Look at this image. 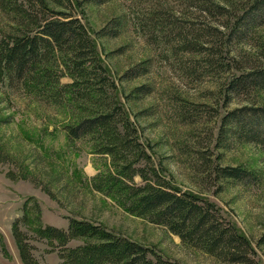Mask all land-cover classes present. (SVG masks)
<instances>
[{
  "label": "rangeland",
  "instance_id": "374dc122",
  "mask_svg": "<svg viewBox=\"0 0 264 264\" xmlns=\"http://www.w3.org/2000/svg\"><path fill=\"white\" fill-rule=\"evenodd\" d=\"M55 1L45 0L85 26L113 80L116 98L153 164L173 185L212 202L249 239L258 264H264V243L256 244L264 231V148L235 134L218 136L220 117L227 110L264 105V90L225 92L231 74L264 65V23L236 36L220 24L225 15L214 18L177 0H70L69 6L64 0V8ZM216 1L234 9L247 0ZM155 7L172 12L176 24L185 29H207L197 34L201 39L197 51L180 50L171 34L169 41L157 30L147 34L141 13ZM9 23L0 12V30L8 29ZM101 27L104 30L97 32ZM205 57H210L209 67ZM221 59L229 63L222 70L213 64ZM137 66H145V71L125 73ZM85 114L83 109L44 102L19 87L0 85L2 264H22L11 223L23 212L26 219L19 228L29 235L38 224L65 228L71 216L100 223L180 264H238L181 242L162 224L127 212L112 195L95 190L90 178L109 163L108 156L93 150L88 135L68 139L62 128ZM219 166H240L249 174L222 176ZM134 180L141 182L138 175ZM29 241L38 264H57V248L47 239ZM78 242L71 239L67 244Z\"/></svg>",
  "mask_w": 264,
  "mask_h": 264
},
{
  "label": "trees",
  "instance_id": "16d2710c",
  "mask_svg": "<svg viewBox=\"0 0 264 264\" xmlns=\"http://www.w3.org/2000/svg\"><path fill=\"white\" fill-rule=\"evenodd\" d=\"M62 1L55 2L63 8L64 2L71 5L70 0ZM177 1L214 18L225 15V21L220 24L236 36L264 23V0H247L234 9L216 0ZM0 12L11 22L8 29L0 30V85L19 87L47 103L86 110L87 114L62 128L68 139L88 135L93 150L108 156L109 163L90 178L95 190L112 195L127 212L162 224L181 242L226 263L258 264L249 239L222 217L212 202L173 185L153 164L136 127L117 100L113 80L101 65L78 17L65 9L49 7L45 0H0ZM142 19L147 34L157 30L167 41L171 34L178 48L190 53L201 46L197 43L201 40L199 32L207 30L185 29L176 24L172 12L164 13L161 7L142 12ZM241 28L244 30L239 31ZM102 30L103 27L97 32ZM204 62L208 67L212 64L210 57H205ZM221 62L213 64L221 70L229 66L228 61ZM137 67L125 73L145 71V66ZM63 75L69 81H60ZM143 88L144 84L135 87L137 91ZM252 90H264V65L240 68L225 83V92ZM218 128L219 138L235 134L264 148V105L251 103L231 108L220 117ZM217 171L222 176L235 178L249 174V170L240 166H219ZM134 175L140 177V183L134 180ZM25 219L23 212L11 223V234L22 264H38L31 251V237L45 238L52 248H57V264H180L87 219L70 216L65 228L38 224L32 235L19 228ZM71 239L79 242L68 245ZM259 243H264V231L256 239V244Z\"/></svg>",
  "mask_w": 264,
  "mask_h": 264
}]
</instances>
